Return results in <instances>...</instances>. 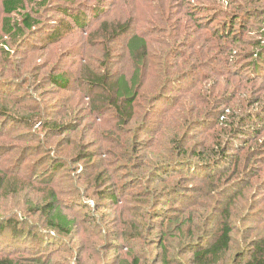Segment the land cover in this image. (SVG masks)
Returning <instances> with one entry per match:
<instances>
[{"label": "rangeland", "instance_id": "1", "mask_svg": "<svg viewBox=\"0 0 264 264\" xmlns=\"http://www.w3.org/2000/svg\"><path fill=\"white\" fill-rule=\"evenodd\" d=\"M66 6L87 11V26L70 22L49 43ZM234 13L236 26L225 30ZM25 14L39 25L4 41L5 19ZM263 20L264 0H25L11 16L0 0V110L9 112L0 116V222L15 220L24 232V240L6 236L11 251L0 257L190 264L192 245L212 240L232 196L233 243L221 264L241 262L264 241V56L254 54L258 40L264 50ZM127 22L131 34H111ZM135 35L147 41L140 67L128 49ZM137 69L146 87L137 89L130 121L100 80L129 82ZM48 120L68 128L49 131ZM51 191L73 223L68 236L52 232L40 211ZM45 239L53 243L44 247Z\"/></svg>", "mask_w": 264, "mask_h": 264}, {"label": "trees", "instance_id": "2", "mask_svg": "<svg viewBox=\"0 0 264 264\" xmlns=\"http://www.w3.org/2000/svg\"><path fill=\"white\" fill-rule=\"evenodd\" d=\"M246 1L249 4H253V2H256L259 0H246ZM48 2L49 0H44V3H48ZM24 5H25V0H3L4 11L7 15H10V16L17 12H20L21 10H24ZM235 8L236 10L242 11L243 13H245V16L247 18L249 17L253 18L255 17V13H257V12L252 13L251 9H244L242 5L235 6ZM258 9L260 10V8ZM60 13L64 16H67V20L63 19L64 21H62L61 25H58L54 30H51L49 28V31H48L49 35L47 36L48 38H45V40H49V43L55 42L58 38L70 32L73 29L72 26H70L71 25L70 22H72L74 25H76L79 28H85L87 26V21H88L87 11L77 10V12H72L71 8L66 6V7L60 8ZM98 14L99 13L95 14L94 17H96V15ZM238 17H239V14L234 13L232 15V20L226 26L225 30L229 29V27L236 26ZM38 25H39V21L36 18H33L28 14L23 15L22 22L12 23V20L10 18H7L5 19V23L2 28L3 33L6 34L4 35L5 37H3L4 41H6L8 37H11L12 39L21 38L24 36L25 32L34 31L35 27ZM130 27H131V22H127L124 25H118L115 29L112 30L111 34L113 36L119 33H123V35L131 34ZM261 31H262V34L264 35V28L261 29ZM233 32H234L233 30H230L228 33V36L232 34L234 35ZM232 36H229V38ZM4 41L3 43H5ZM258 41L256 43L258 44V48L261 47V49L254 52V54L256 57H258V60H261L260 57L263 58L264 50H262V47H263L262 42H258ZM128 49L132 57V60L135 62V64L138 67H140L142 61L145 59V56H146L145 50H147V41L143 37L135 35L134 37L130 39L128 43ZM252 65L256 66V61H254ZM259 67H260L259 65L258 67L256 66L257 73L259 72V69H260ZM142 74L143 73L138 70V72L135 73V75L131 78L129 82L124 79H120L118 81H115L114 83L111 82L110 84H106L107 79L104 78L100 80V85L104 89L108 90L110 94L115 95V97L110 98V103H112L113 107L116 110H118L119 112L118 115L121 118H124L125 120L129 119L131 121L135 119V115H134L135 113L133 111H134V106L136 104L135 102L138 99L137 89H140V88L142 89L143 87H146V80L142 79L143 78ZM62 77L59 78L58 76L54 78V81L58 83L59 85L65 87V85L68 82ZM173 78H174V75H171L165 83H162L161 85H159L158 89H160L161 91L156 96L157 97L156 101L165 96V90L171 85V83L174 82ZM121 105L125 106L126 109H124ZM7 110H8L7 107H3L0 110V116L5 117L9 115V112ZM256 121H262V120L256 119ZM39 123H41V120L39 121ZM27 124L29 125L28 122ZM44 125L46 126L47 130L53 131L56 133L62 132L68 128V126L60 124L59 122H56V121L50 122L49 120L48 122H45ZM219 151L223 153L222 156H224L223 157V160H224L227 157L228 150L225 151V149L223 148V149H220ZM198 158L202 159V161L204 160L206 161V160L211 159L212 157H208L207 159H205V157H202L201 155L198 154ZM203 163L205 165H208V162H203ZM166 166H167L166 163L159 165L158 166V168L160 169L159 171H163ZM4 183H5L4 178L0 174V193L3 189H6L4 187L5 186ZM234 190L237 191V189H234ZM176 193H177L176 190L172 191L171 193L167 194L166 198L173 197L174 194ZM232 193L235 195L234 192ZM164 195L165 194H163V196ZM109 197L114 199L115 195L110 194ZM228 199L229 200L226 204V210L221 213L223 215L222 217L226 216L222 222L223 224L221 226L219 225L218 227H216V232L213 234L211 241L206 242L205 240H203L197 246L192 245L193 248L190 251V253L192 254L190 264H219V263L221 264L222 262L225 261L226 255L231 251V245L233 243V238H232L233 226L231 224V221L228 220V218H231V215H229V209L232 205V200H231L232 196H229ZM50 200L51 201H46V203L40 209V211H44V213L48 216L49 229H51L52 232L56 231L63 235H67V236L70 235L71 229L73 228V223L67 219L65 214L62 213L54 191H51ZM220 216L221 215H219V217ZM23 233L24 232L19 229V223H17L15 220H7V221L0 222V252L6 253L7 251L5 249L9 250L10 248V245L7 243L8 241L6 239V236L10 235L11 236L10 238H13L11 241H16L19 239L24 240ZM51 243H53L51 239L50 240L45 239V241L43 242V246L44 247L50 246ZM249 249H250L249 251L247 250L246 252L240 255V257L242 258V261L238 263L236 261L235 264H264V241L256 242V244L252 245V247ZM10 256L11 254H8L6 256L1 255L0 264H49L47 262H40L39 258H35V259L19 258L18 260H16L14 258H10ZM162 264H170V262L167 258H164L162 260Z\"/></svg>", "mask_w": 264, "mask_h": 264}]
</instances>
